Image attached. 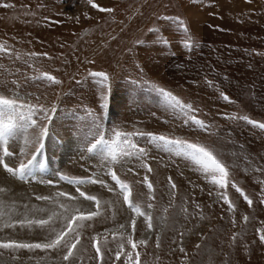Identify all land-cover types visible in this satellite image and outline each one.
Wrapping results in <instances>:
<instances>
[{
    "label": "rangeland",
    "instance_id": "374dc122",
    "mask_svg": "<svg viewBox=\"0 0 264 264\" xmlns=\"http://www.w3.org/2000/svg\"><path fill=\"white\" fill-rule=\"evenodd\" d=\"M99 72L107 80L92 75ZM160 89L191 105L190 115ZM0 95L18 104L0 159L33 161L22 179L0 165V242L45 243L79 209L98 214L77 229L72 264H126L129 256L132 264H264V0H0ZM28 106L47 127L38 152L39 129L19 115ZM98 131L105 145L89 152ZM147 133L207 147L226 183ZM49 216L43 227L27 223ZM62 256L0 248V264H65Z\"/></svg>",
    "mask_w": 264,
    "mask_h": 264
},
{
    "label": "snow or ice",
    "instance_id": "6c2138e0",
    "mask_svg": "<svg viewBox=\"0 0 264 264\" xmlns=\"http://www.w3.org/2000/svg\"><path fill=\"white\" fill-rule=\"evenodd\" d=\"M89 2L91 3L92 0H89ZM9 5L5 4L3 5V7H8ZM93 7H98V5H96L95 3L92 4ZM110 11V9H109ZM47 75V74H46ZM92 75L95 76H100L103 77L105 80H107V75L103 72H99V73H93ZM48 79L53 80L56 83H59V81H55L54 77H47ZM161 95L165 98L166 101L170 102L174 107L179 108L181 111H185L186 114L190 115V111L192 109V106L189 104H185L182 103L177 97L173 96L172 93L167 92L163 89L159 90ZM223 98L225 100H228L229 98L224 95ZM17 100L16 99H9L5 96L0 95V115L5 114V112H7L8 115V121L5 123L3 121H0V139H3L5 136H7L12 128L14 127V118H15V113L17 111ZM19 107H23V105H19ZM32 106H28V115L24 116L23 112H21L20 118L21 119H25L26 121L31 122V125L36 126L39 130L38 132L35 134L34 139L32 140V144L35 147V150L38 152L40 151V148L42 147V138L47 135V127H41L36 125V122L32 119ZM43 111V109H42ZM235 118H240V119H248L247 117H235ZM45 119H48V116L45 115ZM191 119L196 122L201 124V126L203 127V122L202 121H198L196 120V118L193 116L191 117ZM250 123H255V121H249ZM259 127L264 129V123L259 124ZM100 138L99 139H95L94 143H91L90 146L88 147V151H94L95 149H97L98 146L102 147L105 145V141L103 139V135L99 133H97ZM121 134L120 133H116V136L119 137ZM148 136H150L154 141H161L163 142L165 145H171L174 146L175 150L177 152H182L183 154L191 157L194 161H196L199 165L202 166L204 171H209L211 170V172L213 173L212 175V181L214 183L217 184H225L226 180L225 177H227L228 173L226 171L225 166L221 163V161L219 159H217V157L213 154V152L211 150H209L207 147L200 145L198 143H192V142H188L187 140H181V139H169L168 137L164 136V135H155L153 133H147ZM133 147H135L133 145ZM141 152L143 151V149L140 150ZM3 153L4 156H11L13 155L12 152L9 151L8 147L5 146L3 148ZM25 151L24 148H21V156H25ZM33 163V161L30 159L28 160L27 164L21 160L19 163V166H12L10 167L7 163H5V161L3 159H0V165L3 166V168L5 169L6 172L10 173L12 176H16L19 178H23L25 173L29 170V166ZM145 167L147 168V170L149 172L152 171L151 167L148 165H145ZM215 173H219L220 174V179H217ZM62 179H66V177H61ZM111 178L116 181V183L119 185L121 191L124 193V202L125 203H129V187L126 183H124L122 180H120L116 173L113 171L111 172ZM74 182L76 184H82L85 183L86 181L84 180H76V181H71ZM92 183H100L103 184L104 181L103 180H92ZM148 189L149 192L151 193L152 191V184L149 182L147 176L144 178L143 181ZM49 183H51V181H49ZM169 183L171 184V186L173 188H175V184L172 183L171 178H169ZM233 187H236L235 184H233ZM236 190L238 192H240V194L243 196L244 200L249 204V206H251L252 201L251 199H249V197L247 195H245L242 191V189L240 188H236ZM77 191L79 192L81 197H85V199L87 201H95L97 203V205H99V200L92 195H86L85 192L80 191L79 187H77ZM58 195L60 196H66L68 194L66 193H58ZM39 200H47L48 197H44V196H38L36 197ZM152 198V197H150ZM226 202H228V198L226 195H224L222 197ZM261 203H264V199H262L260 201ZM130 207H132V211L133 212H139L140 209L138 206H132L131 204L129 205ZM228 206L230 209L234 208V205H232L230 202H228ZM63 207V205H62ZM148 208H152V205L149 204ZM77 214L76 215H71L68 217H65V224L66 226H62L59 230L53 229L55 235L54 238L49 239L47 242L45 243H17V242H9V243H3L0 242V248H14V249H20V248H27V249H53V250H61L63 251V256L62 259L65 262V264H72V257L74 256V249L77 247L78 244L81 243V234L80 232L77 230L82 226V221L87 220V219H91L92 217L96 216L98 213L97 212H92L89 211L87 213H85L82 210L77 209L76 210ZM141 215H145L146 218V222L148 225V228L151 229L152 228V223H151V216L150 214H146V213H141ZM52 219V216H49L48 219H36L35 221H27V223L32 224L35 223L41 227L47 225L49 223V221ZM245 219H247V217H245ZM73 221H76L75 226L73 225ZM133 226H135V220L133 219ZM18 223H20L21 225H23L25 223V221L21 220L18 221ZM12 224H6L5 227H12ZM71 233L72 234V239L69 240L68 239V234ZM93 241H95V237L91 238ZM260 240L262 243H264V234H262L260 236ZM128 243L132 244L133 248H135V244L132 242L131 237H129L128 239ZM139 243L143 244L145 243V241H140ZM95 249H96V256L100 257L101 256V248L96 244L93 243L92 245ZM64 249H66V251H64ZM121 251H123V248L121 247ZM121 251H118L116 253V257L117 259L120 258L121 256ZM181 251L183 252L184 249L181 248ZM138 258V257H137ZM126 264H132V258L129 256V258L126 260Z\"/></svg>",
    "mask_w": 264,
    "mask_h": 264
}]
</instances>
